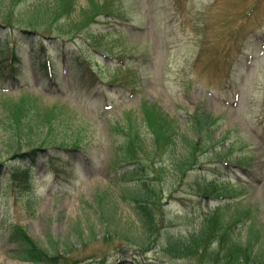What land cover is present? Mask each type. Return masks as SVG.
<instances>
[{"label": "rangeland", "instance_id": "1", "mask_svg": "<svg viewBox=\"0 0 264 264\" xmlns=\"http://www.w3.org/2000/svg\"><path fill=\"white\" fill-rule=\"evenodd\" d=\"M15 3L17 14L37 7L52 17L37 26L14 22L12 35L0 41L1 58L10 55L6 45L22 28L35 27L40 35L33 39L34 52L52 59L58 50L66 53L69 72L55 63L50 80L25 52L16 64L18 82L7 85L8 72L0 75V264H34L19 257L10 237L19 228L44 247L55 239L76 264H235L202 263L168 247L203 230L218 207L227 217L236 208L248 210L264 237V0ZM102 8L107 11L92 19ZM67 23H82V30L65 35L59 27ZM55 37L59 45L50 39ZM152 110L182 129L193 127L196 115L209 116L216 144L230 154L231 164H212L205 152L202 167L175 178L168 157L161 156L167 171L160 178L151 173L150 184L163 194L149 208L154 227L146 238L141 180L120 172L129 161L122 132L131 133L127 127L133 125L147 131L144 114ZM11 117L43 125L33 143L47 136L82 146L89 158L61 154L55 170L40 162L13 180L19 147L11 148L3 134ZM237 158L243 165L235 164ZM206 185L216 188L209 197L201 194ZM113 217L119 225L110 230ZM249 223L235 227L243 238ZM92 229L93 238L83 237L94 235ZM50 264L68 263L61 258Z\"/></svg>", "mask_w": 264, "mask_h": 264}, {"label": "trees", "instance_id": "2", "mask_svg": "<svg viewBox=\"0 0 264 264\" xmlns=\"http://www.w3.org/2000/svg\"><path fill=\"white\" fill-rule=\"evenodd\" d=\"M0 0V41L2 38L8 39L12 35V27L14 22L21 21L28 24L29 26H37L39 20L48 19L52 17L50 10L33 9L30 12L17 14L14 11L16 1L19 0ZM107 11L106 9H100V12H96L92 18L96 20V16L101 14V11ZM50 14V15H49ZM49 15V16H48ZM94 20V21H95ZM2 21V22H1ZM82 23L74 24L67 23L64 26H60L59 30L65 35H72L75 32L82 30L80 26ZM22 28L21 34L18 35L17 39H13L10 45L7 44V55L5 59L3 57L4 50L0 53V75H4L8 72L10 79L16 77L18 73V67L16 63L20 60V54L27 52L29 58L37 65L38 69L54 65L59 63L63 58V53H55V59L50 56L48 52L42 54V52H34V40L38 32H34L35 27ZM38 30V29H36ZM40 34H38L39 36ZM73 36V35H72ZM69 37L68 40H73L74 37ZM7 37V38H6ZM76 37V36H75ZM59 38V37H58ZM57 37L50 38L57 42ZM63 41L64 39L61 38ZM60 41V39H59ZM8 41H6L7 43ZM69 42V41H68ZM1 47V44H0ZM44 50V49H42ZM46 51V50H44ZM21 54V55H22ZM67 55L64 56L66 58ZM83 68V67H81ZM74 69V68H72ZM76 71L81 72V69L76 68ZM85 68H83V71ZM9 80V79H8ZM195 123L193 127L181 128L175 125L174 122H170L167 117L152 110L147 111L144 114V122L146 124L147 131L142 130L141 127L133 125L134 128L127 127L131 133L122 132L124 135L125 149L127 152L126 163L128 168L122 170L123 173H130L138 176L141 180L140 189L142 193L138 202L139 210L142 214L143 230H145V237L151 236V232L154 227L152 215L149 214V208L157 203L156 198L163 194L162 190L154 189L150 184V174H155L158 178L163 177L167 170H164L166 164H159V158L166 155L168 157L169 169L175 178L179 174H185L188 171L200 167L202 162L200 161V154L207 152L210 154V163H218L217 165L224 168L225 164H231L229 162L230 154L223 148H219L217 142L219 139L216 137L215 132L212 128V119L207 115H196ZM4 132L7 136V141L11 148L18 145V149L15 150V157L17 159L18 168H15L10 172L11 178L17 180V178L23 177L24 169H27L28 165H36L40 162L47 163L53 166L55 170V163L58 157L62 155L70 156L73 159H85L89 156V150H83V147L77 145H66L64 142H52L49 137L40 139L39 144L33 143L34 131L43 127V125L33 123L31 119L20 120L19 118H10L4 123ZM124 128V126H122ZM125 129V128H124ZM147 132V133H146ZM36 140V141H37ZM214 142L211 143L210 141ZM122 142V141H121ZM32 145L33 147H28ZM123 144V142H122ZM48 146L50 148H48ZM62 154V155H61ZM63 158V157H62ZM214 161V162H211ZM233 163V162H232ZM236 165H243V161L240 158L235 160ZM16 166V167H17ZM202 167V166H201ZM3 163L0 164V175L3 174L4 170ZM9 171V169L7 170ZM204 187L202 193L204 197H209L216 190L213 187ZM221 207L217 208L216 214L207 222V225L203 230L198 233L192 234V236L184 241L176 243H169L168 247H172L174 251H179L181 257H189L205 263L208 260L227 262H235V264H264V237L261 230L252 224V220L248 215V210L236 208L234 214L230 217L220 210ZM106 209V207H105ZM115 217L112 218L114 221ZM248 219V220H247ZM250 221L249 231L245 238L240 236L242 233L239 229L242 223ZM119 223H109L108 227L110 230L117 227ZM239 232L235 231V227H238ZM94 227V226H93ZM94 229V228H93ZM93 229L91 232H93ZM84 232L83 237L95 236ZM11 239L16 243V250L19 253V257L24 260L33 262L34 264H50L59 259H64L68 264H76L75 261L69 258V254H63L60 246L55 239H49V247H44L37 243L33 238L28 236L25 230L19 228L16 232L13 230L11 233ZM130 240L133 243H140L137 237L132 236ZM177 245V246H176ZM79 261V260H77ZM76 261V262H77Z\"/></svg>", "mask_w": 264, "mask_h": 264}]
</instances>
